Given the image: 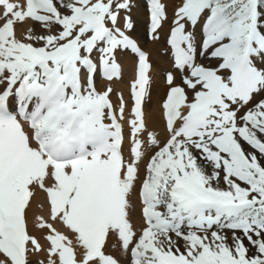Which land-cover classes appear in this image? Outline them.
Listing matches in <instances>:
<instances>
[{
  "label": "snow or ice",
  "instance_id": "obj_1",
  "mask_svg": "<svg viewBox=\"0 0 264 264\" xmlns=\"http://www.w3.org/2000/svg\"><path fill=\"white\" fill-rule=\"evenodd\" d=\"M173 4L150 123L134 0H0V264H264V0Z\"/></svg>",
  "mask_w": 264,
  "mask_h": 264
},
{
  "label": "rangeland",
  "instance_id": "obj_2",
  "mask_svg": "<svg viewBox=\"0 0 264 264\" xmlns=\"http://www.w3.org/2000/svg\"><path fill=\"white\" fill-rule=\"evenodd\" d=\"M167 2H168L169 18H171L172 8L174 7L173 0H167ZM134 4H135V7L133 9L132 15H133L134 20L137 23L136 38L139 40L140 45L144 50L150 52L151 54H152V51H155V50L159 51V53H160L162 51L163 44L162 43L161 44H154L151 41H149L147 39V36H146V29H147L148 21H147V13H146V10L144 7L145 0H134ZM166 31H167V27H165V32ZM162 39H163V35H162ZM160 56L162 57V61L160 62L159 66H157L158 68L156 67V71L154 70L151 72L153 80H152L151 89H150V99L145 103L146 109L150 110V111H153L152 109H154V107L160 108V103L164 98L163 92H165V90H166V85L164 82V73L166 70H168L170 68V61L167 57L162 56V55H160ZM154 61H157V60H154V59L152 60L153 68H154ZM124 80H125L123 82L124 84L122 85L123 90H122V88H119V82L114 83L112 86H113L114 90L116 89L115 91L120 92L122 90L121 92L125 95V98L128 99L127 97L129 96L130 79L126 78ZM106 83L107 82L101 81L98 79L97 86L99 89H103L105 87ZM115 99H116V96L114 94L113 95L114 102H115ZM125 263H126V261H125Z\"/></svg>",
  "mask_w": 264,
  "mask_h": 264
},
{
  "label": "bare ground",
  "instance_id": "obj_3",
  "mask_svg": "<svg viewBox=\"0 0 264 264\" xmlns=\"http://www.w3.org/2000/svg\"><path fill=\"white\" fill-rule=\"evenodd\" d=\"M135 13V12H134ZM20 32V29L18 28V34ZM143 45V44H142ZM157 60V61H154V68L152 69V71H156V67L159 66L160 62L162 61V57L160 56V53L159 51L155 50V51H152V60ZM158 68V67H157ZM132 79V74L130 72V69H129V65H124L123 66V78L119 81V88H122L123 90V82L125 81L124 79ZM158 78V77H157ZM158 80V79H157ZM160 83V82H159ZM159 85V84H158ZM157 86V85H156ZM116 90V89H115ZM118 90V89H117ZM121 90V91H122ZM157 90V89H156ZM120 91V92H121ZM158 91V90H157ZM166 91V90H165ZM124 92V91H123ZM163 94H165V92H163ZM162 94V95H163ZM125 96V95H124ZM153 96V95H152ZM128 98V97H127ZM154 98V97H153ZM150 104V103H149ZM152 105V104H151ZM148 106V105H147ZM149 107V106H148ZM151 109V108H150ZM153 111H150V110H147L146 109V106H145V111L146 113L148 114V118H149V122H151L154 118L158 119L159 118V115H160V108L158 107H154V109H152ZM134 204L136 206V211L138 212L139 211V205H138V202L135 201L134 199ZM133 221L135 222L136 221V217L135 215L133 216ZM108 244H109V248L107 249V251H110L111 254L113 256H115L117 259H120L121 260V264H124L125 263V260L121 257L120 255V245H119V242L116 240L115 237L111 238L109 241H108ZM114 245V247H113ZM126 264V263H125Z\"/></svg>",
  "mask_w": 264,
  "mask_h": 264
}]
</instances>
